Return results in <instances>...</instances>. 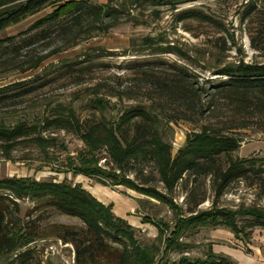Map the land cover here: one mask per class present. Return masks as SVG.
Instances as JSON below:
<instances>
[{
  "label": "rangeland",
  "instance_id": "374dc122",
  "mask_svg": "<svg viewBox=\"0 0 264 264\" xmlns=\"http://www.w3.org/2000/svg\"><path fill=\"white\" fill-rule=\"evenodd\" d=\"M90 1L106 4L109 0ZM254 6H257L259 13H264V0H202L179 8H198L204 11L220 24L218 28L196 21L177 24L174 16L177 11L161 8L159 18H143L146 21L144 24L122 20L108 33L86 37L79 40L76 46L57 54L52 51L59 49L63 41H55L58 40L56 35L52 41L40 40L30 48L21 49L15 57L12 49L8 53L0 47V88L25 82L23 86L6 93L12 100L0 107V125L12 127L19 122L32 124L45 117L56 116L63 112L62 108H73L81 122L91 125L103 118L118 121L126 109L145 105L156 118L160 133L171 143L172 153L176 155L186 146L189 137L201 133L209 123L222 126L221 121H225L226 118L213 122L210 120L207 106H203L207 94L201 91L224 79L217 75L219 70L240 61L264 63L261 16L246 18L248 11ZM54 9L55 6H48L36 15L5 29L0 33V40L20 36L16 43L21 44V39H27V35H21ZM144 38H152L165 47L173 46L182 54L141 46ZM136 44L137 47L133 48ZM135 49L140 52H134ZM41 56L46 58L37 68L30 65L32 57ZM69 63L72 65H68ZM182 78V84L190 90L189 97L197 102L195 107H199L198 109L179 105L166 94V85H173L177 79ZM29 87H34V90L18 96ZM97 97L110 103L104 111L93 106L92 101ZM52 135L58 139V148L51 149L46 154L34 146L17 147L8 158L0 148V178L32 177L40 181L57 182L67 180L73 184H81L93 195H103V192L97 194L98 190L106 192L112 205H119L120 198L131 199L135 203L134 208L128 214L124 212V216L137 229L138 240L143 245L150 246L155 242L163 247L165 239L163 242L157 240L160 232L157 225L153 222L143 223V219L149 217L156 224L160 223V230H164V235L167 236L177 224L176 211L123 186L105 187L96 179L57 173L53 169L60 167L66 171V166H62L67 163L66 157L77 156L83 143L75 134L67 131H54ZM240 137L243 140L242 147L233 154L234 158L255 157L264 164V132L258 125L242 130ZM63 144L67 150H63ZM99 155L104 157L106 152L102 151ZM225 161L226 159L222 160V165L226 164ZM42 166L43 170L38 171ZM129 177L139 183L150 179V186L171 196L174 203L184 210V215H188V209L194 208L201 200L204 202L196 211L213 208L215 192L211 177L188 174L173 193L161 182L153 164L143 167L142 175L131 173ZM19 204V210L15 209L8 219V230L12 232L27 227L24 234L35 233L37 228L34 222L39 221V227L44 233L43 238L20 250H34L26 264H76L74 247L56 237L55 225L79 227L83 226L82 222L51 210L35 211L38 205L32 200L19 201ZM216 206L233 211L251 208L263 211L264 194L258 185L249 180L238 181L227 188ZM247 221L250 222L251 218H240L239 225L242 227ZM165 226L171 229L168 234ZM248 237L249 244L235 238L225 228L195 226L179 239L187 248L182 252H171L165 261H178L183 254L194 260L204 258L212 246L217 254L227 255L238 264L243 260L247 264H264V227L253 228ZM17 253L1 255L0 264H18Z\"/></svg>",
  "mask_w": 264,
  "mask_h": 264
},
{
  "label": "trees",
  "instance_id": "16d2710c",
  "mask_svg": "<svg viewBox=\"0 0 264 264\" xmlns=\"http://www.w3.org/2000/svg\"><path fill=\"white\" fill-rule=\"evenodd\" d=\"M199 1L202 0H109L106 4H95L90 0H0V33L48 6H55L51 14L36 21L21 35H27V39H21V44L16 43L20 36H14L0 40V47L8 53L12 49L15 57L21 49L30 48L40 40L52 41L56 35L58 40L55 41H63L62 49L60 46L52 51L57 54L76 46L79 40L86 37L108 33L122 20L144 24L146 21L143 18H159L161 8L177 11L174 15L177 24L196 21L218 28L220 24L198 8L179 10L183 5ZM259 12L254 6L246 18L260 15L264 36V13ZM141 46L182 54L175 47L167 48L152 38H144ZM134 52L140 51L135 49ZM32 58L29 60L30 65L37 68L46 56ZM217 75L224 79L209 89H201L207 94L203 106H207L212 122L219 118H226L225 121H221L222 126L209 123L201 133L189 137L186 146L176 155L172 153L171 143L160 133L156 118L145 105L126 109L118 121L103 118L91 125L81 122L73 108H62L63 112L56 116L45 117L32 124L19 122L12 127L1 124L0 148L8 158L17 147L34 146L45 154L58 148V139L52 135L54 131L75 134L83 147L78 150L77 156L66 157L67 163L62 165L66 166V171L60 167L54 171L96 179L105 187L123 186L133 190L176 211L177 224L173 230L165 226L167 234L171 230L170 235L165 236L164 230H160V223L156 224L149 217L144 218L143 223L153 222L157 225L160 231L157 240L165 241L163 247L155 242L150 246L143 245L136 236L137 229L118 217L112 204L106 205L99 201L81 184L67 180L57 182L40 181L32 177H5L0 178V256L18 252L16 261L26 264L34 250H20L44 237L39 221L34 222L37 228L35 233L24 234L27 227L12 232L8 230V219L15 209L19 210V201L28 199L38 205L35 211L51 210L82 222L83 226L79 227L55 225L56 237L74 247L76 264H238L227 255L217 254L212 246L204 258L194 260L183 254L178 261H165L171 252H182L187 248L179 239L195 226L225 228L245 243L250 241L248 236L252 234L253 228L264 227V210L251 208L233 211L216 206L227 188L238 181L249 180L258 185L264 194V164L260 159L233 156L242 147V130H249L257 124L264 132V63L240 61L223 67ZM184 78L177 79L173 85H166L165 92L175 103L198 109L195 107L197 102L189 97L190 90L182 84ZM24 84L15 83L0 88V107L12 100L7 92ZM32 90L34 87H29L18 96ZM92 104L101 111L110 105L99 97ZM62 147L67 150L64 144ZM102 151L106 152V156L100 157ZM223 159H226L225 165H222ZM149 164L155 166L161 182L170 193L188 174L211 177L215 192L213 208L196 211L204 202L201 200L194 208L188 209V215H184V210L174 203L171 196L150 186V179L139 183L129 177L131 173L142 175L143 167ZM37 170L42 171L43 166ZM240 218H251V221L241 227Z\"/></svg>",
  "mask_w": 264,
  "mask_h": 264
},
{
  "label": "crops",
  "instance_id": "0c3cea01",
  "mask_svg": "<svg viewBox=\"0 0 264 264\" xmlns=\"http://www.w3.org/2000/svg\"><path fill=\"white\" fill-rule=\"evenodd\" d=\"M99 192H103V195H99L98 193ZM97 194L98 195H93V196H95L99 201H101V202H103L104 204H106V205H110L111 204V202H110V200H108V197H107V193L106 192H104V191H102V190H98L97 191ZM102 198V199H101ZM120 198V197H119ZM131 199H127V200H125L124 198L123 199H118V201H120L119 202V205H113L114 206V213H116V215L118 216V217H120V218H122V219H125L126 220V217L124 216V214L126 213V214H128V212L129 211H132L133 210V208H134V201L133 200H131ZM110 202V203H109ZM122 205V206H121ZM119 207V208H118ZM125 212V213H124ZM245 260H243L242 262H241V264H247V263H245L244 262Z\"/></svg>",
  "mask_w": 264,
  "mask_h": 264
}]
</instances>
